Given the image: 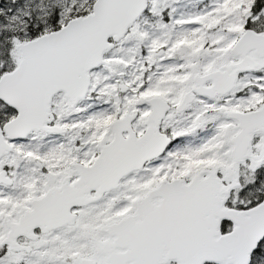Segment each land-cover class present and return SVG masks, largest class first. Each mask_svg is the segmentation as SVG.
Returning <instances> with one entry per match:
<instances>
[{"label":"snow or ice","instance_id":"6c2138e0","mask_svg":"<svg viewBox=\"0 0 264 264\" xmlns=\"http://www.w3.org/2000/svg\"><path fill=\"white\" fill-rule=\"evenodd\" d=\"M0 264H264V0H0Z\"/></svg>","mask_w":264,"mask_h":264}]
</instances>
